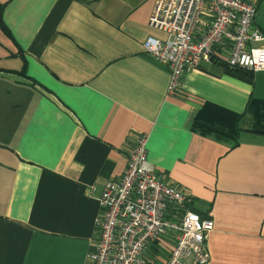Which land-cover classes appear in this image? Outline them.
Listing matches in <instances>:
<instances>
[{
	"label": "crops",
	"instance_id": "crops-1",
	"mask_svg": "<svg viewBox=\"0 0 264 264\" xmlns=\"http://www.w3.org/2000/svg\"><path fill=\"white\" fill-rule=\"evenodd\" d=\"M154 1L0 0V264H86L136 133L213 219L206 264H264V70L200 62L167 94V64L143 48L166 37Z\"/></svg>",
	"mask_w": 264,
	"mask_h": 264
},
{
	"label": "built area",
	"instance_id": "built-area-1",
	"mask_svg": "<svg viewBox=\"0 0 264 264\" xmlns=\"http://www.w3.org/2000/svg\"><path fill=\"white\" fill-rule=\"evenodd\" d=\"M253 0H155L148 25L166 32L147 36L143 48L167 64L166 92L200 62L250 72L264 70V31L255 22ZM146 133L131 139L125 169L105 182L98 197L99 237L86 264H144L156 242L165 264H206L211 216L190 208L192 196L155 171L147 158Z\"/></svg>",
	"mask_w": 264,
	"mask_h": 264
},
{
	"label": "trees",
	"instance_id": "trees-1",
	"mask_svg": "<svg viewBox=\"0 0 264 264\" xmlns=\"http://www.w3.org/2000/svg\"><path fill=\"white\" fill-rule=\"evenodd\" d=\"M223 66V65H222ZM225 68H228L227 66H224ZM232 71H236V72H239V73H244V74H247V75H251V72L250 71H246V70H243V69H236V68H228Z\"/></svg>",
	"mask_w": 264,
	"mask_h": 264
}]
</instances>
